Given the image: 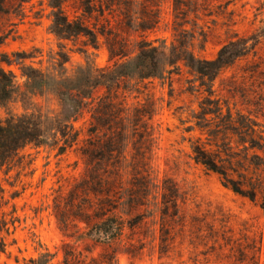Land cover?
I'll list each match as a JSON object with an SVG mask.
<instances>
[{
    "label": "rangeland",
    "instance_id": "obj_1",
    "mask_svg": "<svg viewBox=\"0 0 264 264\" xmlns=\"http://www.w3.org/2000/svg\"><path fill=\"white\" fill-rule=\"evenodd\" d=\"M49 2L0 0V52L8 60L2 67L13 76L17 87L11 101L0 106L2 120L25 113L49 116L60 113L61 104L55 92L30 86L26 74L29 69L53 77H68L82 66L111 69L115 63L125 60L111 58L102 36H99L97 48L85 45L82 38L59 40L49 29L52 22ZM131 5V13L147 21L148 12L153 10L158 23L145 32L124 25L118 27L116 33L127 41L125 53L128 57L135 56L139 42L144 40L159 46L165 56L158 76L144 80L124 79L119 88H113L117 93L114 101L123 110L128 136L124 147L127 146L122 150L126 161L117 172L124 174L125 171L128 176L145 169L158 187L167 179L185 197L182 213L187 218L206 216L212 221L208 214H225L230 217L228 228L232 231L226 234L231 239L241 238L243 234L257 238L261 235L264 242V209L224 187L217 174L206 171L192 159V144L199 138L204 140L202 132L195 127L193 115L208 93L200 87L182 55L175 64H168L174 47L180 44L197 58L212 59L229 41L260 34L264 28V0H137ZM74 6L73 1L65 3L70 17L75 15ZM119 18L116 16V21ZM263 69L264 35L258 39L254 52L218 74L211 97L245 111L250 107L242 104L238 92L241 91L250 100L260 95L264 106V80L259 74ZM105 91L104 87L98 88L94 97L106 94ZM138 113L141 116L136 126L139 132L142 130L146 134L143 138L131 131V125L136 123L132 115ZM89 120L90 114L84 110L73 121L79 130V141L63 153L50 142L40 146L30 144L0 166V264L21 263L46 251L56 254L54 264L62 259L61 244L65 237L55 206L59 204V211L66 206L73 211L75 208L69 206L75 207L70 196L74 201L83 197L81 193L77 194L79 197L71 195V190L85 169L82 148ZM260 121L264 123V119ZM190 126H194V130L189 131ZM67 231L73 233L75 228L70 226ZM193 231L191 227L185 235L186 243H176L168 256L160 258L156 248L150 250L148 246L135 257L118 254L117 264H215L213 261L252 264L235 260L227 255V249L218 255L206 253L211 242L207 246L197 242L196 247L188 246L187 239ZM77 246L83 248L82 240ZM100 252L101 247H95L94 255ZM257 259L258 264H264V245Z\"/></svg>",
    "mask_w": 264,
    "mask_h": 264
},
{
    "label": "trees",
    "instance_id": "obj_2",
    "mask_svg": "<svg viewBox=\"0 0 264 264\" xmlns=\"http://www.w3.org/2000/svg\"><path fill=\"white\" fill-rule=\"evenodd\" d=\"M70 1L75 4L73 17L65 11L68 0H50V31L59 40L82 38L85 45L94 48L98 47L99 36H102L111 58L125 60L115 63L111 69L82 66L68 77H53L29 69L26 74L30 86L55 92L61 104L60 113L56 116L25 113L0 119V166H3L30 144L40 146L50 142L63 153L79 141V130L73 121L84 110L90 114L82 148L85 169L71 190V195L81 193L83 197L77 195L79 200L77 197L74 201L70 196L75 206L69 205L75 208L73 211L68 206L59 211V204L55 206L65 237L61 244L62 259L55 264H117L118 254L135 257L148 246L150 250L156 248L161 258L170 255L176 243H186L185 235L191 227L194 231L187 239L188 246H207L211 242L206 253L218 255L227 249V255H232L239 262L258 264V253L264 245L261 235L257 238L243 234L233 240L226 234L232 229L228 228L230 217L225 214H208L212 221H208L206 216L187 218L182 213L185 197L171 181L163 180L158 187L145 169L128 176L125 171L124 174L117 172L126 161L122 150L127 146L124 147L128 136L123 110L114 101L117 93L113 88H119L124 79L144 80L158 76L165 55L159 46L141 40L137 54L128 57L125 53L127 41L116 31L122 25L134 31L151 30L158 23L156 13L150 10L148 21L134 16L129 8L137 0ZM116 16L120 17L119 21H116ZM262 35L264 28L258 35L231 40L212 59L197 58L180 44L172 50L173 59H169L168 64H175L182 55L185 64L199 80L200 87L208 93L200 102L199 111L193 115L195 127L202 132L204 140L199 138L192 144V159L206 171L217 174L224 187L264 209V123L260 121L264 119L263 98L257 95L250 100L238 91L242 104L250 107L244 111L211 97L218 74L254 52ZM4 62L8 60L0 52V106L11 101L17 93L13 76L2 67ZM259 74L263 81L264 69ZM101 87L106 89V94L95 98L94 91ZM132 116L136 122L131 125L132 133L146 137L136 126L141 114ZM188 130H194V126ZM70 226L75 228L73 233L67 231ZM81 240L83 248L79 249L77 243ZM90 245L94 247L90 248ZM95 247L102 249L98 256L94 255ZM55 255L46 251L17 264H54ZM212 263L217 264L216 261Z\"/></svg>",
    "mask_w": 264,
    "mask_h": 264
}]
</instances>
